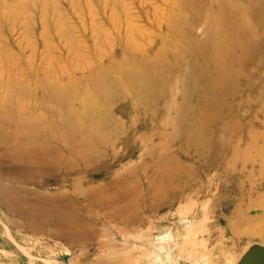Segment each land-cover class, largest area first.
Here are the masks:
<instances>
[{"label": "rangeland", "instance_id": "1", "mask_svg": "<svg viewBox=\"0 0 264 264\" xmlns=\"http://www.w3.org/2000/svg\"><path fill=\"white\" fill-rule=\"evenodd\" d=\"M263 229L264 0H0V264H236Z\"/></svg>", "mask_w": 264, "mask_h": 264}, {"label": "bare ground", "instance_id": "2", "mask_svg": "<svg viewBox=\"0 0 264 264\" xmlns=\"http://www.w3.org/2000/svg\"><path fill=\"white\" fill-rule=\"evenodd\" d=\"M230 11L231 10H229V12ZM255 11H256V9H255ZM223 15H224L223 19L226 23L227 29H229V31H231V32H233V30L235 31V34L233 35V37L234 36H237V37L234 40H238L241 37L242 40L247 41L249 39V36L247 33V31H248L247 27L237 28V30L235 29L234 24H236L235 20L237 19V18H235V13L232 11H231V13L224 12ZM208 19L209 18H207V20ZM189 20L191 23H194L193 19L190 18ZM243 23H245V20L243 21ZM181 26L182 25H181L180 21L178 20L176 28L179 30V29H181ZM190 29L192 32L194 27L191 25ZM193 36H194V38L191 40V38H192V35H191L190 43H189V46L193 50L192 54L188 50H185L182 48L184 51L183 54L185 56L186 66L187 67L192 66L196 70V74L194 75L195 78L198 75H199V78L201 77V75H206L209 79L212 77L211 75L215 74L213 78L219 79L220 82L218 80V84L214 86L215 88L210 85L209 81L206 85H207V88H209L211 92H214V93L218 92L219 93L220 91L223 90V88L225 86V84L222 82L224 81V77L226 78L228 75L226 65L228 64V61L232 55V54H230V53H232V50H230L231 52L229 51V49L227 50L226 47H224V44H225V42L228 43V41L233 40V39H231L232 37L229 38L227 36L225 39H223V36H221L219 34V36L223 42H220V43L218 42V44H217L215 42V38H214V30L213 31L210 30V32L207 34L205 40H198L199 38L196 39L195 34ZM232 43L236 44L237 42L234 41ZM228 44H231V43H228ZM205 50H206V52H205ZM212 87H213V89H212ZM209 106H210V104H208V106H207V104H205L204 108L201 109L197 113V118H196L197 121L198 120H200V121L204 120L208 116ZM181 110L183 111V109H181ZM185 111H186V109L184 110V112ZM254 235H257L258 237L264 238V229H263V231H261L257 234L254 233ZM162 247L156 246L151 264H160V262L163 260V258L166 257V252H165L166 250L163 249ZM185 259L190 261L192 264H206L205 259H202V258L186 257ZM176 262H178V261H176ZM176 262H171L170 264H175Z\"/></svg>", "mask_w": 264, "mask_h": 264}, {"label": "water", "instance_id": "3", "mask_svg": "<svg viewBox=\"0 0 264 264\" xmlns=\"http://www.w3.org/2000/svg\"><path fill=\"white\" fill-rule=\"evenodd\" d=\"M236 264H264V246L259 244L250 245Z\"/></svg>", "mask_w": 264, "mask_h": 264}]
</instances>
